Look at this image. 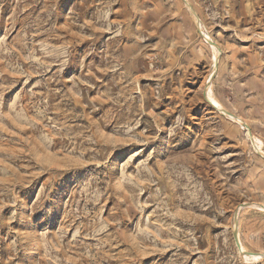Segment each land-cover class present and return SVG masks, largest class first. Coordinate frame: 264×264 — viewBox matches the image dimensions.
Returning <instances> with one entry per match:
<instances>
[{
    "label": "rangeland",
    "instance_id": "1",
    "mask_svg": "<svg viewBox=\"0 0 264 264\" xmlns=\"http://www.w3.org/2000/svg\"><path fill=\"white\" fill-rule=\"evenodd\" d=\"M0 264H264V0H0Z\"/></svg>",
    "mask_w": 264,
    "mask_h": 264
},
{
    "label": "water",
    "instance_id": "2",
    "mask_svg": "<svg viewBox=\"0 0 264 264\" xmlns=\"http://www.w3.org/2000/svg\"><path fill=\"white\" fill-rule=\"evenodd\" d=\"M234 239H235V243H236L237 248H238V249H241V247H240V242H239V240H238V236H237L236 233H234Z\"/></svg>",
    "mask_w": 264,
    "mask_h": 264
},
{
    "label": "bare ground",
    "instance_id": "3",
    "mask_svg": "<svg viewBox=\"0 0 264 264\" xmlns=\"http://www.w3.org/2000/svg\"><path fill=\"white\" fill-rule=\"evenodd\" d=\"M28 210H29V204H26L25 209H24V212H27ZM238 240H239V238H238ZM240 247H241V249H238V251L243 252V248L244 247H242L241 243H240Z\"/></svg>",
    "mask_w": 264,
    "mask_h": 264
}]
</instances>
